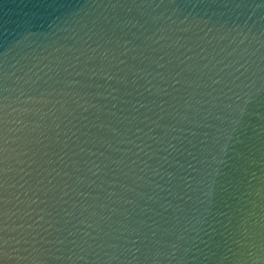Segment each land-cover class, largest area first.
<instances>
[{"label":"water","instance_id":"obj_1","mask_svg":"<svg viewBox=\"0 0 264 264\" xmlns=\"http://www.w3.org/2000/svg\"><path fill=\"white\" fill-rule=\"evenodd\" d=\"M0 264H264V0H0Z\"/></svg>","mask_w":264,"mask_h":264},{"label":"snow or ice","instance_id":"obj_2","mask_svg":"<svg viewBox=\"0 0 264 264\" xmlns=\"http://www.w3.org/2000/svg\"><path fill=\"white\" fill-rule=\"evenodd\" d=\"M0 99H4L3 97H0ZM5 108L4 104H0V154L7 151L6 148V138H5V125L7 123L5 116L6 113L2 112V109ZM0 171H7L6 168L0 169ZM2 214V213H0ZM2 231V229H0ZM8 241L3 236H0V251L4 249V247L7 245Z\"/></svg>","mask_w":264,"mask_h":264}]
</instances>
